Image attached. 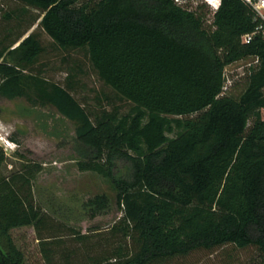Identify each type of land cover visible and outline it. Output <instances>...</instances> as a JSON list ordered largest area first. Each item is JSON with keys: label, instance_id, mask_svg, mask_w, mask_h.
<instances>
[{"label": "trees", "instance_id": "1", "mask_svg": "<svg viewBox=\"0 0 264 264\" xmlns=\"http://www.w3.org/2000/svg\"><path fill=\"white\" fill-rule=\"evenodd\" d=\"M16 1L39 15L0 38V97L51 104L76 122L78 141L96 151L77 171L113 185L121 216L110 231L135 244L84 264H155L227 244L256 247L264 264V30L256 12L241 0H221L215 12L173 0ZM36 23L61 49H85L129 112L102 111L93 121L68 88L35 73L44 51ZM250 57L242 88L226 87L225 67ZM116 155L131 163L130 179L114 176ZM36 171L0 178V264L24 262L14 228H34L47 264L54 239L41 233L56 226L87 239L35 205ZM88 203L93 216L107 206L100 196Z\"/></svg>", "mask_w": 264, "mask_h": 264}, {"label": "rangeland", "instance_id": "2", "mask_svg": "<svg viewBox=\"0 0 264 264\" xmlns=\"http://www.w3.org/2000/svg\"><path fill=\"white\" fill-rule=\"evenodd\" d=\"M203 6L209 9L206 4ZM6 13L11 14L10 20L5 19ZM38 15V10L16 0H0V38L7 30L22 31ZM36 26L37 23L32 29L38 32L44 51L33 66L35 73L68 88L93 121L102 111H112L119 116L129 112L132 104L97 77L85 49H61ZM7 61L12 62L9 57ZM255 63L250 57L226 66L225 86L237 83L235 91L240 90L245 75ZM29 96L34 98L31 91ZM76 126L75 121L63 116L51 104L40 105L26 97H0V151L3 153L0 178L28 169L37 170L31 180L35 205L58 223L87 236L85 240H77L69 231L56 226L50 233H41L54 239L49 243L51 264H67L66 256L71 259L70 264H84L89 262L88 257L111 256L118 245L126 250L135 247L131 238L110 231L121 216L113 185L96 173L77 171L76 162L93 158L96 151L78 141ZM112 163L116 178H131L132 167L127 159L116 155ZM97 196L103 197L107 206L93 216L94 207L88 200ZM10 234L24 255L23 264H47L37 240L39 235L33 227L14 228ZM155 264H263V257L256 247L227 244L212 250H195Z\"/></svg>", "mask_w": 264, "mask_h": 264}, {"label": "built area", "instance_id": "3", "mask_svg": "<svg viewBox=\"0 0 264 264\" xmlns=\"http://www.w3.org/2000/svg\"><path fill=\"white\" fill-rule=\"evenodd\" d=\"M173 1L177 6L187 9H191L192 7L197 6L199 4H203V5L206 4V6H208L210 11L212 12H215L220 6L219 4L218 7H214L213 4L209 3V0H173ZM241 1L249 5L260 17V19H262L263 24L259 25L257 30H261V29L264 30V27L262 28V26L264 25V0H241ZM254 34L255 32L244 34L241 37V41L243 43H249Z\"/></svg>", "mask_w": 264, "mask_h": 264}, {"label": "clouds", "instance_id": "4", "mask_svg": "<svg viewBox=\"0 0 264 264\" xmlns=\"http://www.w3.org/2000/svg\"><path fill=\"white\" fill-rule=\"evenodd\" d=\"M221 0H209V3L213 4L214 7H218ZM2 139V138H0Z\"/></svg>", "mask_w": 264, "mask_h": 264}]
</instances>
